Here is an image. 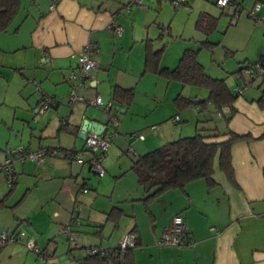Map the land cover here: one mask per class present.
<instances>
[{
	"label": "crops",
	"instance_id": "crops-1",
	"mask_svg": "<svg viewBox=\"0 0 264 264\" xmlns=\"http://www.w3.org/2000/svg\"><path fill=\"white\" fill-rule=\"evenodd\" d=\"M145 1L152 5L150 0H142L143 7L134 6L126 12L124 6L128 0H29L8 30L0 33V82L6 83L0 92V112L3 105L11 109L8 117L6 112H3L6 117L0 113V163L7 149H50L40 164L15 159L14 185H9L0 175V230H9L19 239L2 245L0 264L18 260L19 254L28 250L25 241L29 239L48 252L43 261L68 264L83 258L89 247L117 246L130 230L137 234L132 249L135 264H264V106L258 102L260 97L264 102L262 78L235 95L231 106L236 112L227 123L210 103L205 112H198L196 106L191 108L202 117L201 127L209 136L206 142L223 141L229 138V132L248 135V139L232 146L235 184L215 161L213 184L200 178L183 189H169L144 200L145 192L131 164L138 156L187 136L184 134L189 130L180 124L182 114L177 111L174 99L180 93L191 100L182 93L184 86L180 83L166 82L157 74L144 72L145 45L149 38L138 32L141 23L146 24L144 14L152 8L147 9ZM237 1L244 10L233 29L234 43L226 42L230 40H225L226 30L222 33L224 37L221 35L216 41L221 44L223 38L227 44L223 47L232 52L226 56L229 60L225 63L227 72L234 75V82L219 69L224 54L217 60L219 76L215 74L225 78L232 93L247 78L243 71L241 75L236 73L241 65L255 63L264 56V26L254 24L247 15V9L262 0H253L249 8L245 7V0ZM157 2L161 6L162 1ZM262 10L264 4L259 13ZM151 19L155 21L156 15ZM112 20L121 25L120 34L110 27ZM87 46L97 48L94 58L99 68L92 71L82 91L85 96L100 95L104 101L114 102V87L134 90L131 104L115 109L114 102L110 114L118 119L119 126L102 157L105 174L101 177L90 166L91 154L86 151L84 138L81 137L82 142L77 146L78 140L70 144L64 137L69 138L65 134L68 132L80 137L85 120L108 126L109 114L82 102H67V76L76 71L78 53ZM17 55H21L19 62H11L17 65L11 68L24 79L23 86L31 90L24 96L20 89L21 98L14 95L10 102L8 81L1 69L6 64H2V59L7 61L9 56ZM178 57L174 55L172 62H162L161 58L160 66L173 68ZM44 94L52 96L55 104L40 112ZM200 97L206 96L196 93L193 100L203 99ZM72 149L83 151L81 159L64 154ZM129 150L132 152L128 153ZM84 185L88 187L86 192L81 190ZM18 194L21 199L16 198L11 204L10 200ZM32 194H35L33 201L27 202ZM42 196L44 199L40 200ZM75 206H78L79 223L72 225L77 233V246L73 247L66 242L61 227L70 221ZM111 211L122 214H114L112 219ZM143 214L149 216L148 225ZM176 214L184 218L190 243L182 247L158 246L156 240ZM124 221L131 224L119 233Z\"/></svg>",
	"mask_w": 264,
	"mask_h": 264
},
{
	"label": "trees",
	"instance_id": "trees-1",
	"mask_svg": "<svg viewBox=\"0 0 264 264\" xmlns=\"http://www.w3.org/2000/svg\"><path fill=\"white\" fill-rule=\"evenodd\" d=\"M21 2L22 0H0V33L8 30L20 10ZM260 3L264 4V0ZM219 20L220 16L200 12L195 21V27L208 36L216 29ZM202 45L211 48L215 44L206 38L196 48L188 46L183 50L177 64L173 68H167L160 66L162 49L155 50L152 41L148 39L145 45L144 72L157 74L168 81L178 82L182 87L192 85L205 88L207 95L203 99L199 101L188 100L179 93L174 99V105L178 110L196 106L198 112H205L210 103L227 123L236 112L231 106L236 94L235 91L234 93L230 91L225 78L212 77L206 73L203 65L197 59V53ZM231 54L232 52L225 51L226 56ZM260 58H264V56ZM242 65L241 69L236 72L237 74L242 72ZM247 80L248 77L241 83ZM262 83H264V77H262ZM133 96V89L114 87L115 109L131 104ZM41 102L42 99L40 104ZM258 102L264 106L262 97L258 99ZM204 131L203 127L196 128L194 134L180 136L168 141L138 156L132 162L130 168L145 192L144 200L158 196L169 189H183L187 183L200 178L205 179L210 185L213 184L212 176L215 161H217L218 168L226 178L235 184L231 161L232 146L237 141L248 139V135L229 132V138L223 141L206 142L205 139L209 136L205 135ZM49 152L50 149H47V153ZM117 213L122 214V212L111 211L109 218L115 219L113 217ZM132 249L133 247L120 249L117 245L108 248L109 251L106 253L91 254L88 252L80 260L83 261V264H135Z\"/></svg>",
	"mask_w": 264,
	"mask_h": 264
},
{
	"label": "built area",
	"instance_id": "built-area-1",
	"mask_svg": "<svg viewBox=\"0 0 264 264\" xmlns=\"http://www.w3.org/2000/svg\"><path fill=\"white\" fill-rule=\"evenodd\" d=\"M168 2L173 7H183L187 6L189 0H168ZM55 2L52 3L51 7H54ZM215 5L219 8L222 13L228 16V24L235 25L242 11V7L237 0H215ZM138 6L143 7L142 0H128L124 6V10L129 12L132 7ZM262 4L260 2L254 3L252 8L247 11V15L251 18L254 24H261L264 26V16L260 15L259 11ZM110 27L117 34L122 32V27L116 21L110 22ZM98 52L95 47H84L77 57L76 71H72L67 76V82L69 83V90L67 95V101L70 104L77 102H82L88 106L95 108H100L105 112L109 113L108 126L104 131L100 133L86 132L85 134V147L86 151L91 154L90 166L92 170L98 175L103 176L105 174V169L102 165V157L108 150L111 139L117 134V129L119 126L118 119L112 116L109 109L113 106L112 100L104 101L100 95L85 96L82 91L86 88L87 83L92 77V71L99 68L98 62L95 60V55ZM242 71L247 74L248 80L244 81L235 88V94L240 95L247 87L248 84L255 81L257 78L264 77V58H260L253 64L244 63L242 65ZM35 83V82H34ZM36 90H39V86L35 83ZM55 104V100L44 94L42 96V102L40 104L39 110L41 112L45 111L50 106ZM178 117L176 116L175 119ZM134 136L143 139V135L134 133ZM132 151L129 150L128 153ZM66 155L71 156L75 159H81L83 156V151H76L75 149L65 151ZM47 155V149L40 148L37 150H28L25 147H18L15 149H7L5 151L4 160L0 163V175H3L6 182L9 185H13L16 182V172L14 169L13 162L18 159L22 162L26 160L35 161L40 164ZM88 187L86 185L82 186L81 190L86 192ZM79 212L78 206H75L70 214V221L62 225L61 233L64 235L69 244L76 247L77 233L72 228L73 224H78ZM17 236L10 232L9 230H2L0 232V245H5L10 242H15L19 239ZM187 231L184 218L181 214L174 215L169 224L166 225L159 238L156 240V244L160 247H182L190 243L187 239ZM137 243V234L134 230H130L123 235L119 240L118 246L120 249L132 248ZM25 246L28 250L33 251L40 260H44L47 257V253L44 249L39 247L38 243L32 239L25 241ZM108 248L102 246L89 247L88 252L91 254L95 253H106ZM72 264H83L80 259H73Z\"/></svg>",
	"mask_w": 264,
	"mask_h": 264
},
{
	"label": "rangeland",
	"instance_id": "rangeland-1",
	"mask_svg": "<svg viewBox=\"0 0 264 264\" xmlns=\"http://www.w3.org/2000/svg\"><path fill=\"white\" fill-rule=\"evenodd\" d=\"M28 1L29 0H22L20 13H22V10L26 6V4H28ZM150 1H151L152 5H148V3H146V1H145V6L147 7V9L149 6H151L152 8L149 11L150 13L144 14L143 19L145 21H143V22H146V24L141 23V25L139 26V32L138 33H141V35H143L146 39L149 38L152 41L153 47L156 50L162 49V56H161V58H163L162 62H164V61L172 62V60L174 59L173 58L174 55L181 56L183 50L186 47L190 46V47L196 48V47L200 46L202 41H204L206 38H208V41L215 43V45L212 46L211 48H208V47H205L202 45L200 50L197 53L198 61L203 65L206 73H209V75L211 74L212 77H216V76H219V70L216 68L217 60H221L220 58L222 57V54H224L225 59L222 61L224 63H222V66L220 65L221 68L219 67V69H222L226 73L225 75L228 78H231V80H233V82H234V75L229 74V72H227V64L225 63V61L229 60V58L226 57V55H225L226 49L223 47V44L227 45L225 43L226 39L227 40L230 39L229 41H226L227 43H229V44L234 43L233 37H232L234 34L233 29L235 28V25L237 23L235 25L227 26L228 21H229L228 16L225 15L224 13H222V11L215 6L214 0H189V6H183V7H177V8L173 7L168 2V0H161L162 1L161 6L158 5L157 0H150ZM252 2H253V0H245V2H244L245 7L247 6V8H249ZM243 10L244 9L242 8V11ZM249 10H250V8L247 9V11H249ZM205 11H208V12H211L212 14L220 16V20L218 22L216 29L214 31H212L208 36H206L203 32H201L200 30H198L195 27V21L197 20L198 14L200 12H205ZM260 13L264 14V10H262ZM153 15H156L155 21H154V19H151V17ZM262 16H264V15H262ZM225 30L227 32L225 40H223V38H222L221 44H216V41L219 40V38L221 37L222 33ZM222 37H224V35H222ZM223 41H224V43H223ZM20 57H21V55H17L16 57L9 56L10 59L7 61H4L2 59V62H3L2 64H6L5 65L6 67H2L1 69L3 70V73H5V76H6L7 81H8L7 88H9V90H10L9 91L10 92L9 98L11 100L10 102H13V99L15 98L14 95L17 96L18 98H21L18 95V92L20 89L23 91L22 93L24 96L25 95L27 96V93L31 90L29 86H23L24 79H21L18 71H15L11 68V67L17 66V65H15V66L12 65L11 62L12 63H13V61H15L14 63L19 62ZM226 58H228V59H226ZM25 71H24V69H21V72H23V74H26ZM215 74H218V75L215 76ZM232 77H233V79H232ZM161 78L164 79L166 82H171V81L166 80L163 77H161ZM231 80H230V82H231ZM4 88H6V83L0 82V92ZM183 88L184 89H182V93L191 100H193V96L196 93H200V96H206L207 95V90L205 88H202V87L185 85ZM180 90H181V88H180ZM31 95L33 96V93ZM138 95H139V98L140 97L142 98L141 94H138ZM201 98H203V97H200V99ZM77 103H79V102H77ZM164 107L165 106H162V109ZM191 108L192 107L184 108V109H180V110L177 109V111L180 112V114H182V119L180 121V124L184 125L185 128H187L189 130V132H187V133L184 131L185 132L184 135H187V136L194 134L197 124H198V127H201V124H200V122L202 120L201 115L198 116V114H196ZM1 111L2 112H0V113L2 115H4V117H6V115L3 112H6L7 117H8V113L11 111V109L8 106L3 105L1 108ZM8 120L9 119L7 118L6 123L8 122ZM6 126H9V123ZM68 133H65V134H67L69 136V138L66 135H64V137H66L67 140L69 139L70 144L75 143L76 140L79 141V143H76L77 146H78V144L79 145L81 144V142H82L81 137H79L77 134H68ZM94 174L96 176H98L96 173H94ZM3 188H4L3 190L6 189L5 186ZM34 195L35 194H32V196L27 200V202L33 201ZM19 196H20V194H18L14 198H12L10 200V203L12 204L14 201H16V198L19 199ZM43 197L44 196H42L40 198V200H42ZM11 208H13V207H11ZM8 211H10V210H8ZM44 212L46 215L47 209H44ZM143 221L146 225L149 224V216L147 214H143ZM130 224H131L130 222L124 221V223H122V225L119 228V233L125 231V229L128 228L130 226ZM4 229H7V228H4ZM10 229H12V228H10ZM1 231L2 230H0V232ZM117 234H118V232L115 235H117ZM66 242H67V240H66ZM1 247H3V246H0V248ZM63 259H67V258H63ZM70 262H68V264ZM64 263H65V261H64ZM10 264H50V261L49 260L42 261L37 257V255L33 251L31 252L28 250H24V252L19 254L18 260H16V261L13 260L10 262ZM65 264H67V263H65ZM157 264H159V263H157Z\"/></svg>",
	"mask_w": 264,
	"mask_h": 264
},
{
	"label": "water",
	"instance_id": "water-1",
	"mask_svg": "<svg viewBox=\"0 0 264 264\" xmlns=\"http://www.w3.org/2000/svg\"><path fill=\"white\" fill-rule=\"evenodd\" d=\"M113 106H114V103H113ZM113 106L109 109V111H111L113 109ZM97 109H100V108H97ZM100 110L102 111V113H105L106 115L109 114L108 112H105L102 109H100ZM105 126H106L105 124L91 123L90 121L85 120L83 122V126H82L81 131H80V137L85 138V134L88 130L90 132L100 133V132L105 130V128H106Z\"/></svg>",
	"mask_w": 264,
	"mask_h": 264
}]
</instances>
